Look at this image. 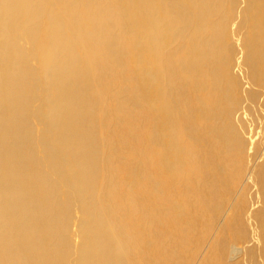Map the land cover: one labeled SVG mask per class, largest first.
<instances>
[{"label": "rangeland", "instance_id": "rangeland-1", "mask_svg": "<svg viewBox=\"0 0 264 264\" xmlns=\"http://www.w3.org/2000/svg\"><path fill=\"white\" fill-rule=\"evenodd\" d=\"M43 1L64 12L78 4ZM259 1L205 0L210 54L196 51L195 16L171 38L166 27L95 14L50 25L63 33L51 50L36 47L41 25L0 23V264H264ZM138 5L133 14L144 13ZM47 10L0 0L6 15ZM55 66L63 71L53 80Z\"/></svg>", "mask_w": 264, "mask_h": 264}, {"label": "bare ground", "instance_id": "bare-ground-1", "mask_svg": "<svg viewBox=\"0 0 264 264\" xmlns=\"http://www.w3.org/2000/svg\"><path fill=\"white\" fill-rule=\"evenodd\" d=\"M2 1L9 2L15 8H17V7L18 8H20V7L21 8L30 7L34 11H36L37 8H42V7L48 8V10L46 12H43V13H40V14H30V13H26V12H19V13L13 14V15H6V14L0 12V23L4 22V23L16 24L18 22L17 20H28L27 22L22 21V22H19V23H27V24L31 23V24H39V25H41V26H37V27H32V30L35 31L33 38H34V41H35L37 49H39V44L43 45L46 48H48V50H51L52 48H55V49L60 48V46H59V44L57 42V40H58L57 36L60 38L59 34H63V33L61 32V30H58V27H53V26H50V25H60L62 23L69 22V23H72L73 25L80 26L81 25V21H83V20H86L88 22V24H89L91 20H94L96 18V17H94L95 14L99 15L97 18H107L108 17V20H113V18H118L121 22H119L117 25L124 24L123 23L124 21H122V20H126V24H128V23L129 24L130 23L151 24L152 23L154 26H158L160 28L161 27H166L165 30L167 29V31H166L167 37H171V38L173 36V30H172V26L173 25H178V24L179 25L180 24H182V25L187 24L188 25V21L195 16L196 19L200 20L199 21V25L203 27V29L200 28V32L201 33L198 32V35L202 36L203 40L200 41V42H199V40L198 41L195 40L196 36H194V38L192 40V43L193 44L195 43L194 45H196L199 42L197 47H196V51H197V48H198L200 51H205L206 53L210 54L209 53V49L211 50V48L214 46L213 42L207 40V38L209 36H212L213 34H210L209 36H206V35H203V33H205V31H201V30H204V29L206 30L207 29L204 26L207 25V24H205V22L208 21V17H209V16L204 14V12L208 13V11H209V10L208 11L204 10V9H206L208 7V3H206L205 0H198V1L201 2V10L202 11H199V12H196V13H193L190 10V8L192 10H197V8H196L197 7V3H195L196 0H175V2H174V0H146L145 3H142L143 0H118V1H123V4H121V5H119L117 0H111V4H113L112 8L114 9V12L111 9H109L108 7L105 6V5H108L107 0H90L89 2H87L86 0H78V1L76 0V2L78 3L76 7H73L71 5L70 6H64L65 8H67L69 10V12H64V11H62L60 9H58L57 11H54V8H51V6H49V5L39 6L42 3H44L43 0H2ZM184 1L186 2V4H184ZM32 2H35L36 6H33ZM229 2H232V0H229ZM59 4H62V3L59 2ZM138 4L142 5V9L144 10L143 14H138V13L137 14H133V13L137 12L136 10L139 7ZM23 5H25V6L22 7ZM176 5L180 6V10L179 11L174 10V9L178 8ZM255 6L253 8L254 9V14H252V16L256 19V21L259 24L258 30L262 31V26L264 24V0H260L258 3H256ZM33 7H36V9H33ZM90 7L94 10L93 12L85 11L87 8H90ZM120 8H121V11H120ZM117 10L119 12H117ZM256 10H257V12H256ZM115 11L118 14H116ZM160 16L163 17V19H162L163 25L154 24V22L157 21L158 18H161ZM183 23H185V24H183ZM69 25H71V24H69ZM77 28L78 29H76V32H80V28L81 27H77ZM57 30H58V32H57ZM207 31H208V29H207ZM207 31H206V33H207ZM48 32H49L51 38L55 39L52 44H49L50 37L48 35ZM208 32H213V31L209 30ZM145 33L150 37V39L155 40V36H154V34L152 32H145ZM0 40H1V37H0ZM40 41H41V43H40ZM215 49H217V46L215 47ZM246 61H247V64L249 65V69L251 71L252 67H251L250 63L248 62V60H246ZM54 70H56V71H55V73H54V75L52 77L53 80L55 78H58L60 76L61 72L63 71L62 69H57L56 66L54 67ZM257 74H259V73H257ZM128 76L129 75H127V77ZM158 76H159V74L155 73L150 78L153 80V82L156 83ZM128 78H130V77H128ZM140 82H141V80H140ZM142 84L141 85H142V87L144 88V91L147 94V95L146 94L145 95L149 96L151 98V100H152L153 104L155 105V107H159L161 105V103L156 97V92L159 91V90L156 89L155 86H149L148 85V78H147L146 74H145V77L144 76L142 77ZM206 85H208V84H206ZM208 87L209 86H207V88L205 90L208 91V94H209L210 98H212L216 94L213 93V90H211V89L209 90ZM216 87H220L219 90H221V92L227 91V87L224 88V89H223L222 86H216ZM140 93L142 94L143 91L140 92ZM145 95H144V97H145ZM207 95L205 96L206 98H208ZM222 98L223 97L220 96V98H218V99L215 98L214 101H216L217 103H220ZM160 100L163 101L164 99L161 98ZM200 103L201 102H199V104ZM202 105H203V109L205 110L204 111V115L205 116L207 115V117H209L210 113L205 109V106H207V105L203 104V102H202ZM225 109H223V104L222 103L219 104V109L216 112V114L219 115V116H223V113H224ZM227 111H228V109H227ZM225 113L227 115V112H225ZM159 114L161 115L162 113H159ZM157 116H158V114H157ZM158 118L162 119L163 117L162 116H158ZM165 119L166 118H165V115H164V118L162 120H165ZM209 120H211L210 117H209ZM165 121H167V120H165ZM157 124H158L159 127H161L163 133L167 132L162 127V123L159 120H158ZM177 126H178V124H177ZM177 126L175 125L174 129L178 130L179 128L177 129ZM206 130H207V128H204L202 131H206ZM205 137H206V135H205ZM208 140H209V138H208ZM208 140L206 139V141H208ZM202 145H204V144H202ZM256 170H258V173L260 175H264V161H263V163L258 165ZM254 174L256 175L255 172H254ZM254 174H252V175L254 176ZM259 174H257V175H259ZM254 177H256V176H254ZM0 180L4 181V176H1ZM260 210H264V209H260ZM256 216L259 219V216L257 214H255V217ZM229 223L230 222H228V224ZM258 225L260 227V229H259V234L261 236L260 239L263 241L264 240V221L261 222V220L259 219V224ZM83 226H84V223H82V227ZM216 244H218V243H215L214 245H216ZM212 249L215 250V248H212ZM213 250H212V253L214 254ZM216 253H217V251H216ZM209 264H220V263H217V260L214 259L213 262L209 263Z\"/></svg>", "mask_w": 264, "mask_h": 264}]
</instances>
